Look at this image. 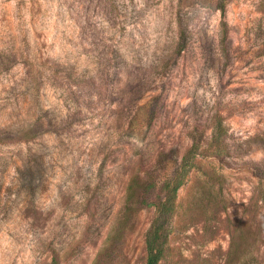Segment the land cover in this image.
Segmentation results:
<instances>
[{
  "label": "rangeland",
  "instance_id": "obj_1",
  "mask_svg": "<svg viewBox=\"0 0 264 264\" xmlns=\"http://www.w3.org/2000/svg\"><path fill=\"white\" fill-rule=\"evenodd\" d=\"M194 140L159 264H225L235 228L264 264V0H0V264H145ZM205 169L222 201L185 214Z\"/></svg>",
  "mask_w": 264,
  "mask_h": 264
},
{
  "label": "trees",
  "instance_id": "obj_2",
  "mask_svg": "<svg viewBox=\"0 0 264 264\" xmlns=\"http://www.w3.org/2000/svg\"><path fill=\"white\" fill-rule=\"evenodd\" d=\"M220 13L222 17L223 33L222 38L226 39V20L224 5L220 4ZM183 38L180 36V42ZM225 128L218 122L211 133V141L216 145L213 154L222 156L227 154L228 150L223 146ZM199 149L197 141L192 144L182 153L177 164V169L173 177L164 184V195L161 199L155 202V216L148 227L145 234V264H159L169 249V239L174 228L172 218L176 213L178 206L177 191L184 183L185 176L192 167H200L196 160V155ZM206 176H194V187L190 191L189 199L186 202L184 209L185 214H195L197 212L206 213L213 208H216L220 203V191L223 190L224 176L220 174H212L205 169ZM219 175V176H217ZM144 177L132 174L126 193V201L132 202L135 192L138 188L144 185ZM148 185V184H147ZM217 185L216 190L214 186ZM151 187V185H148ZM252 236L251 242H248L247 236ZM255 240L256 233L250 229L235 228L232 234V239L225 258V264H254L258 259L255 255Z\"/></svg>",
  "mask_w": 264,
  "mask_h": 264
}]
</instances>
